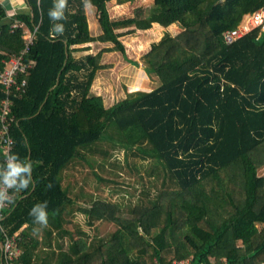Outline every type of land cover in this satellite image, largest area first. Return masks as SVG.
<instances>
[{"label": "trees", "instance_id": "obj_1", "mask_svg": "<svg viewBox=\"0 0 264 264\" xmlns=\"http://www.w3.org/2000/svg\"><path fill=\"white\" fill-rule=\"evenodd\" d=\"M110 1L23 0L26 10L12 16L0 3V73L25 44L24 29L13 30L12 21L38 26L27 54L33 62L27 91L11 95L10 154L14 166L28 169L15 177L3 220L8 235L22 237L13 264H264V29L232 43L223 37L264 0H154L118 18L110 15ZM86 2L97 10V36ZM155 22L179 23L182 31H166L146 52L151 87L128 90L107 107L91 93L97 73L109 66L104 54L126 57L118 30H146ZM97 41L112 45L95 54L81 47ZM6 97L0 82V108ZM117 151L136 156L155 186L142 191L140 221L135 205L125 214L121 202L92 195L78 202L63 182L72 162L94 168L89 155L106 159ZM6 157L0 143V188ZM76 212L89 225L99 220L116 228L106 237L82 227L74 234L63 222ZM65 235L67 250L59 242ZM0 264H8L1 245Z\"/></svg>", "mask_w": 264, "mask_h": 264}, {"label": "rangeland", "instance_id": "obj_2", "mask_svg": "<svg viewBox=\"0 0 264 264\" xmlns=\"http://www.w3.org/2000/svg\"><path fill=\"white\" fill-rule=\"evenodd\" d=\"M133 15L134 11L131 13V16ZM126 16L129 15L118 17ZM118 31L123 32L121 39L126 47V57L120 51L107 52L102 61L109 66L98 72V79L95 82L96 91L103 96L107 107L114 104L113 102L124 98L128 90H132L131 81L138 82L137 84H139L142 79H147L150 83L148 85L144 84L143 88L148 89L151 87L152 78L150 77V81V78L144 72V56L150 49L151 44L159 41L166 32L163 30L160 37L156 40V38H148L150 34L149 30L135 31V29L122 28ZM89 45L92 51L98 52L104 46H111L112 44L98 42L93 44L92 42ZM132 61H137L138 64L134 65L131 63ZM131 73L132 75H130ZM133 73H137V80H132L134 77ZM136 87L138 86L136 85ZM125 156L124 151H117L113 157L106 159H103L101 156L89 155L88 159L95 164L94 168L83 162H72L64 170V185L69 187L70 195L77 199L78 202H84V200L88 202V196L90 195H92L93 199L103 198L114 202H121L125 204L123 206L125 214H127L128 208L131 209L129 204L135 205L133 217L137 221H140V216L143 215V212L145 214V210L138 205L140 199L145 197L142 191L146 189L155 192V186L153 181L145 174L142 162L136 156H132L131 153L127 155L126 159ZM100 166H103V170L107 171H103ZM93 169L101 172L107 180H98L92 171ZM261 173L264 174V168L261 170ZM63 223L64 227L74 234H77V228L82 227L92 235L105 237L116 228L112 222L99 220L89 225L85 216L80 212H76L70 217L64 215ZM54 242L52 243V249H56L57 252L59 249L56 242L55 244ZM59 242L67 250L71 240L65 235L64 241L60 240ZM130 257L134 259L135 256L134 254H130Z\"/></svg>", "mask_w": 264, "mask_h": 264}, {"label": "built area", "instance_id": "obj_3", "mask_svg": "<svg viewBox=\"0 0 264 264\" xmlns=\"http://www.w3.org/2000/svg\"><path fill=\"white\" fill-rule=\"evenodd\" d=\"M36 1L38 4L41 2V0ZM0 3L5 5L8 16H12L14 12L9 13L6 0H0ZM256 27H262L264 29V6L252 13L246 14L242 22L236 28L226 30L223 36L224 40L226 43H232ZM11 28L13 30L16 28L24 29L25 32L23 37L25 39V44L21 52L18 54H13L8 60L5 61V67L0 73V82L4 85V89L7 94V97L3 100L2 107L0 108V143L3 153L7 155L5 161L8 163V166L18 162V160L12 157L10 154L14 143V139L10 134V128L11 124L16 121L15 115L12 114L13 100L11 99V95L15 97L22 96L27 91V76L33 66L32 60L27 59V54L30 51L31 45L34 43L38 26H34V29L32 30L25 22L14 19L11 23ZM5 172V177H7L8 173L11 172V168L7 167ZM5 177L0 188V192L2 194L0 197V205H2L0 206V237L1 234L4 235V239H0V245L8 264H13L14 259L18 258L23 252L21 247L22 237L19 235V233L8 235L7 229L3 224V220L6 217L5 209L9 205L8 201L12 197L11 187H16L18 184L16 182V178L14 177L15 183L9 186V184L5 182ZM175 264L192 263L188 259L175 262Z\"/></svg>", "mask_w": 264, "mask_h": 264}, {"label": "crops", "instance_id": "obj_4", "mask_svg": "<svg viewBox=\"0 0 264 264\" xmlns=\"http://www.w3.org/2000/svg\"><path fill=\"white\" fill-rule=\"evenodd\" d=\"M153 1L154 0H133V1H130V2H125V3H121L120 4V3L117 2V0H111L110 2H108V9H109L111 17L117 18L118 16H121V15H129V16H131V13L134 11V9L136 7H138V6H149V5H151L153 3ZM6 2L8 4L9 13H13V12L15 13V11L22 10V9L26 10L24 8L25 4L23 3V0H6ZM85 8H86V14H87L88 23H89V27H90L92 35L97 36V35L101 34L102 30H101V27H100V24H99V21H98L96 7L93 4H91L90 2H86ZM92 19H94V20L92 21ZM128 28H129V30L130 29H132V30L135 29V27H128ZM146 30H149V33H150L149 36H148L149 39L156 38V40H157L160 37V35L162 34L163 30L169 31L171 34L175 35V34H178L179 32L182 31V27L180 26L179 23H173V24L169 25L168 27H164L161 24L155 22V23H153L151 28L146 29ZM135 31H136V29H135ZM97 42L104 44L103 42H99V41H97ZM90 43H92V42H90ZM94 43L95 42H93V44ZM87 45L90 46L89 43H87V44L81 45V47L82 46H87ZM104 47H106V46H104ZM90 52L94 53V54L97 53L95 51H92V49L90 50ZM84 53L86 54L88 52L86 51ZM80 54H82V53H80ZM103 63H105V62L103 61ZM133 74H134V77L132 76L133 79L132 78L131 79L132 80H137V77H136L137 73H133ZM145 74H146V72H145ZM98 75L99 74L97 73V76H96V78H95V80H94V82L92 84L93 86H92V89H91V93L94 94V95L102 96L101 94L97 93L96 88H95V82L98 79ZM130 75H132V73ZM146 76H148V75L146 74ZM131 83H132L131 88L135 89V88H140V87H143L145 85H148L149 81L147 79H142L139 82V84H137L138 82H135V81L134 82L131 81ZM136 85L138 87H136ZM103 100H104V98H103ZM115 102H113V103H115ZM104 103H105V100H104Z\"/></svg>", "mask_w": 264, "mask_h": 264}, {"label": "clouds", "instance_id": "obj_5", "mask_svg": "<svg viewBox=\"0 0 264 264\" xmlns=\"http://www.w3.org/2000/svg\"><path fill=\"white\" fill-rule=\"evenodd\" d=\"M51 15L53 17H58L60 14L58 12H54V13H51ZM9 167L11 168V172H9L8 173V176L5 177V182L8 183L9 186H11V184L15 183L14 177H16L17 175H19V173L28 171L27 168H20L18 166H14V165H11V164L9 165ZM23 183L24 184H27L28 181L27 180H24ZM0 206H2V205H0ZM39 219L42 220L45 225H47V219L45 218V213L41 212Z\"/></svg>", "mask_w": 264, "mask_h": 264}]
</instances>
